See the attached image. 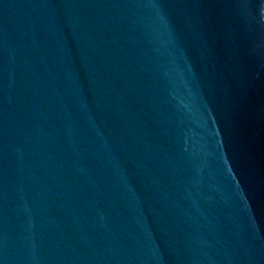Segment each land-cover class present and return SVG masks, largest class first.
<instances>
[{
    "label": "water",
    "instance_id": "1",
    "mask_svg": "<svg viewBox=\"0 0 264 264\" xmlns=\"http://www.w3.org/2000/svg\"><path fill=\"white\" fill-rule=\"evenodd\" d=\"M0 264H264V0H0Z\"/></svg>",
    "mask_w": 264,
    "mask_h": 264
}]
</instances>
